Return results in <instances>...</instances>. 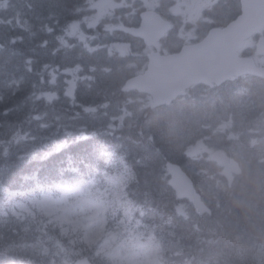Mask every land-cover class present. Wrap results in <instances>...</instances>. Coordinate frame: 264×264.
Returning <instances> with one entry per match:
<instances>
[{"label":"trees","instance_id":"1","mask_svg":"<svg viewBox=\"0 0 264 264\" xmlns=\"http://www.w3.org/2000/svg\"><path fill=\"white\" fill-rule=\"evenodd\" d=\"M7 74H10V77H8ZM26 76L27 74L23 64L15 60L7 50L0 49V81L6 83L11 80H22L26 78ZM10 119V122L14 121L12 120L13 118ZM70 139L71 138H69V140ZM102 145L103 147H114L120 150H122L124 146L128 148L129 157L131 159L146 160L150 158L152 160L153 166L151 168L146 166L141 167L142 181L134 189V194L137 198L142 200L156 199L161 193L165 192L162 182L159 181L160 178L164 177L163 171L160 168L163 160L160 157L153 155L149 150L142 151L139 146L131 141L128 135L119 138L108 137L103 140ZM99 146V142L84 146V154H82L81 150L78 151V154L87 161L88 158L98 155L99 151H96V149H98ZM7 167L8 165L2 166V168H5L6 172L0 173V189L1 187H11L12 184H17L19 182L20 168L13 167L11 171H8L6 170ZM255 173L253 168L252 170H247L245 176L248 177V179L244 182V192L242 194H235V198L229 205L221 207L220 210H218L219 216L216 218L223 228V232L220 234L222 242H224V240H229L238 232H251L252 234L258 235L264 229V217H262V212L264 211V186H262L264 175L259 174V178H257ZM20 184L21 183H19V185ZM224 228L226 229L225 234ZM12 243L15 248L19 246L18 239H14ZM190 247L192 255L199 260H207L216 254L218 256L220 250L218 247L205 249L193 242H190ZM18 252L22 253L21 249L18 248Z\"/></svg>","mask_w":264,"mask_h":264},{"label":"rangeland","instance_id":"2","mask_svg":"<svg viewBox=\"0 0 264 264\" xmlns=\"http://www.w3.org/2000/svg\"><path fill=\"white\" fill-rule=\"evenodd\" d=\"M45 2H46V5H49L52 7L54 5L55 7H60L61 9L65 10V11H69L66 8V1L65 0H53V2L52 1L50 2V0H45ZM39 5L41 6L43 4L40 2ZM75 8L70 10L71 13L73 12V10H75ZM222 17H223V15L219 16V18H222ZM114 41H116V40H114ZM59 42H61V40H59ZM105 45H104V47H105ZM101 47H103V43L99 42V41L93 42L89 45V49L91 51L99 50ZM122 49H123V47H120L118 50H122ZM108 50H109L110 54H114L117 49L115 47H108ZM56 77H57L56 75H52V78H51L52 82L56 80ZM105 78L107 79L108 76L105 75ZM109 89L110 88L107 87V88H104L103 90L105 92H108ZM212 96H215V95H212ZM138 101H140L141 103H144L142 100L137 99L133 95H127L126 98L121 103V106H120L121 112L124 113L125 108L127 106H129L130 104H133L130 107H134L135 103ZM212 102L217 106H226V103H223L222 101L215 99V98L212 99ZM214 104H211L208 107H198L197 109L195 108L192 112V115L195 114V116L198 118L212 117L215 114ZM130 107L126 108V112L129 111ZM177 117L178 116L175 114L170 115V116H166L165 118L161 119L158 123H155V124H154V121L158 120V118L157 117H149L143 123L144 127H142L140 125L139 130L136 132V133H139V131L142 132L144 135V138L142 136L135 135L136 133L130 134V132H132V130L128 132V134H129L128 136L131 138V141L136 142V143H140L143 145H144V141L146 142V137L156 138L157 135L163 136V139L165 140L164 144L166 145L165 151L166 152H168V151L172 152L173 153L172 155H176V154L178 155V151L181 150L180 147L182 146V144L184 145V148H186V149L188 148V143H183V140L185 139V138H183V136L187 135L188 133L190 135L189 131H191L192 126L188 125L189 122L184 124V120L181 121ZM133 122H134L133 120H130L128 122L129 128H131L133 126ZM133 135H135L136 138H133ZM260 137L262 139H264V134H261ZM52 141L55 143H60V142L56 141L55 138ZM62 141H65V137L62 139ZM163 148H164V145H163ZM163 154H165V153L163 152ZM252 168L253 167H250L251 170H252ZM253 170L257 171V173L260 175H264V171H263L264 167H259V169L254 167ZM263 178H264V176H263ZM263 178H261V179H263ZM162 185H163V183H162ZM163 190H165L164 185H163ZM263 191H264V188H263ZM163 193H162L163 196L167 195V191H165ZM176 195L178 196L179 194L176 193ZM65 199L67 201V206H66L65 210L68 211L67 214L70 215L72 219H80V220H84V221H94L95 224H94L93 228L87 227L89 229L88 230L89 233L87 234L88 239H93L94 238V235H93L94 232L99 228L98 224L96 223L95 211H92L90 214L85 215L82 213V210H81L82 204L78 201L77 197H75L74 195H69ZM218 213H219V211L216 213V217L218 216ZM78 222H81V221H78ZM83 224L86 225L85 223H83ZM90 224L91 223H89L88 225H90ZM88 225H86V226H88ZM113 243H114V241H112V240H109V241L104 240L103 244H102V247H103L102 253H105L106 255H110L111 253L108 250L112 249ZM120 246L124 247L127 245L122 242V243H120ZM113 252H114V250H113ZM76 255H78V254H76ZM117 256H118V259L123 260L121 257H119V256H121L120 253H117ZM80 261L83 262L84 259H80ZM130 262H131V264H135L136 259L135 260L130 259Z\"/></svg>","mask_w":264,"mask_h":264},{"label":"snow or ice","instance_id":"3","mask_svg":"<svg viewBox=\"0 0 264 264\" xmlns=\"http://www.w3.org/2000/svg\"><path fill=\"white\" fill-rule=\"evenodd\" d=\"M7 3V0H4L3 3H0V7H4ZM11 23V21H9ZM51 31V29H49ZM17 40H22V37H13L11 39V43L15 44ZM47 43L46 41L44 42ZM3 45H0V48H2ZM31 61L29 60L28 63ZM68 95H71V89H69ZM48 100H52L53 94H48L47 96ZM41 127H47V125H41ZM111 127V126H110ZM30 134L24 133L23 136L16 135L13 137V141L19 142L20 139H27ZM69 136H71V133H68ZM35 139V137H33ZM81 140H87V137L83 134V131L80 132V135L73 136L72 137V143H77ZM0 143H4L0 141ZM9 144L12 143V141L8 142ZM70 147L67 140L60 142V143H53L50 146L49 150L43 151L40 154L39 157V165H47L49 162H52V167L48 170V175H46L45 179L40 181L36 184V187L43 188L45 186H48L51 188L53 185L55 186L56 190L60 192L63 195V198H66L68 194L74 193L80 196L81 198H88L86 199V202L95 210V215L97 216H103L104 220L101 222L99 228L94 232V238L91 240L86 239L84 243H86L89 247L93 243L96 242L97 239H99L100 233L103 232L104 227L107 224V212L109 210V207H113L115 203L113 201H109L106 199L108 195V190H96L93 191L91 189V185L95 184L96 181L92 180L88 183H82V182H76L72 183L70 181L65 180V176L68 174L63 172L64 165L66 163V160H60L57 161L55 157L57 155H60L62 152L66 151ZM35 151H28L23 155H20L17 157L18 161H27V157L29 156H35ZM9 155V149L8 147L4 148V156L7 157ZM86 159V158H85ZM83 163V160L81 161ZM42 170L43 168L40 167ZM54 173V174H53ZM126 177L130 176V173L127 169H125ZM25 175H31V173L25 174ZM39 175V173H37ZM78 178H70V180H75ZM70 185H75V187H70ZM86 227H91L90 225ZM75 264H89V262L85 259L83 262L77 260Z\"/></svg>","mask_w":264,"mask_h":264},{"label":"bare ground","instance_id":"4","mask_svg":"<svg viewBox=\"0 0 264 264\" xmlns=\"http://www.w3.org/2000/svg\"><path fill=\"white\" fill-rule=\"evenodd\" d=\"M66 1V8H67V10H72V9H74L75 7H77L78 6V4H79V2H78V0H65ZM17 64V63H16ZM9 91V89H4V91ZM64 137H57V138H55V140L56 141H58V142H61L62 141V139H63ZM69 138H71V137H65V140H69ZM134 138V137H133ZM106 139V138H105ZM116 146V145H115ZM94 151V150H93ZM182 161H183V158H182ZM253 169H254V167H253ZM249 170V169H248ZM247 171V170H246ZM254 172H256L255 173V175H256V177L257 178H259V174L257 173V171H255L254 170ZM164 174V173H163ZM245 174H246V172H245ZM162 175V174H161ZM164 176V175H163ZM252 179V178H251ZM163 180H164V177L163 178H160V182H163ZM261 184V183H260ZM262 186H264V184H263V182H262ZM246 195V194H245ZM259 196V195H258ZM263 199V198H262ZM243 209V208H242ZM218 216H219V213H218ZM238 226V225H237Z\"/></svg>","mask_w":264,"mask_h":264}]
</instances>
